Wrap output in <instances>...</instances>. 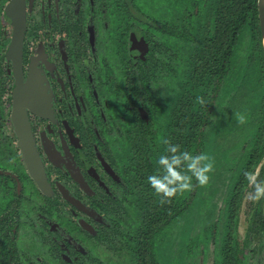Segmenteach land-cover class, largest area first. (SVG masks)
I'll return each mask as SVG.
<instances>
[{
    "label": "flooded vegetation",
    "instance_id": "1",
    "mask_svg": "<svg viewBox=\"0 0 264 264\" xmlns=\"http://www.w3.org/2000/svg\"><path fill=\"white\" fill-rule=\"evenodd\" d=\"M128 8V0H0V249L11 243L0 251V264L41 260L23 245L35 234L18 236V205L34 197L45 212H38L39 231L53 245V262L89 261L96 239L106 237L102 229L113 220L104 207L114 208L112 201L128 192L129 167L119 161L116 142L130 139L125 115L107 111V95L119 100L138 137L146 124L156 133L153 116L160 115L159 87L131 88L136 61H145L150 45L139 25L131 30ZM22 116L49 194L26 165L15 124Z\"/></svg>",
    "mask_w": 264,
    "mask_h": 264
},
{
    "label": "trees",
    "instance_id": "2",
    "mask_svg": "<svg viewBox=\"0 0 264 264\" xmlns=\"http://www.w3.org/2000/svg\"><path fill=\"white\" fill-rule=\"evenodd\" d=\"M163 1L164 6L154 3L157 11L151 15L147 8L145 11L141 8L140 12L128 8L131 30L136 31L134 25H139L140 36L150 45L145 61H136L139 64L133 68L136 73L131 88L139 89L141 85L149 93L150 86L159 84L162 100L170 97L171 102L166 108L169 125L163 127L161 114L157 117L160 139L167 138L189 151L207 152L214 158V171L209 173L206 185L193 180L190 190L161 202L160 196L146 182V176L156 169V158L164 153L166 145L155 137L158 131L152 132L149 124H146L148 130L144 137L136 134L141 141L142 149L138 148L142 155L141 159L136 157L130 162V169L139 172L131 192L136 189L133 194H137L141 188L148 196L145 200L136 197L139 213L134 221L139 235L143 233L146 239L134 249L143 245L147 253L146 258L127 259L128 264H161L152 251L154 241L169 222L193 204L197 198L194 194L203 195L206 190L211 196V208L206 216L219 217L226 226L231 203L237 200L234 201L237 205L239 199L235 191L240 192L245 184L244 172L252 170L260 160L257 158L264 155V54L257 0H172L175 1L173 6L168 0ZM128 3L130 5L129 0ZM171 16L178 20L179 26L174 25ZM245 30L250 32V43L245 55L239 56ZM132 61L130 59L131 64ZM123 62L126 65V61ZM240 86L246 94L237 97ZM182 97L189 102L188 108ZM234 111L246 114L247 122L238 124ZM169 130H175L173 137L169 138ZM134 144L133 139L129 140V147ZM205 198L203 195L198 200L204 202ZM222 227L218 246L211 252L209 232L210 235L201 240L200 253L206 251L212 255L213 264H243L238 258L237 240L230 246L223 244L222 238L228 232ZM8 244L11 243H3L2 247L7 249ZM194 253H197L195 249L185 256ZM183 257L181 261L185 262Z\"/></svg>",
    "mask_w": 264,
    "mask_h": 264
},
{
    "label": "rangeland",
    "instance_id": "3",
    "mask_svg": "<svg viewBox=\"0 0 264 264\" xmlns=\"http://www.w3.org/2000/svg\"><path fill=\"white\" fill-rule=\"evenodd\" d=\"M157 2L161 3L162 6H164L163 0H131L129 6L132 12L138 11L141 8L145 11V9L147 8L150 10L149 13L151 15L152 12L154 14V12L157 11L156 6L154 5V3ZM168 2H170V5L173 6V3L175 1L172 2V0H168ZM166 5L170 6L167 3ZM145 15L146 14H144V16ZM171 17L174 25L176 26L178 24L179 26L178 20L173 16ZM249 43L250 32L245 30L244 38L240 45L239 56L245 55ZM107 55L108 59L111 62L116 61V55L111 56L110 53H107ZM247 74H250V70ZM160 81L157 83H160ZM120 83L121 82H118V84ZM158 86L159 84L157 85V88ZM241 88L242 86H240L239 91L236 93L237 97L244 96L246 94V90H243V88L241 90ZM119 89L120 93L124 96L127 102H133L134 98L132 94H130L127 89H125L124 91V86L122 84L120 85ZM151 90L155 93V87H151ZM160 95L157 97V94H155L154 96L156 98V102L157 98H159L157 104L158 110L161 112L160 119L163 127H167L169 125V119L167 117L168 115L166 113V108L171 106V102L169 100L170 97L162 100V98H160ZM182 100L184 102V106L188 108L189 102L187 101V99L184 100V97H182ZM107 101L110 103L108 104L107 110L109 111L110 115L113 117H117L118 115H125L123 117L124 128H127L130 124V139L126 138L125 136V138H123L121 141L116 142V145H119V150L116 147L119 161L123 160L129 167H127L128 192H124L123 197H119L116 199V201H112L114 208L110 203H107L104 207L103 212L108 214L107 219L111 221L113 220V222L109 223L110 226H108L107 228L102 229L104 235L106 234V237L100 238L98 240L96 239L93 253L91 255L92 260L90 259L89 261L83 262L82 264H128V261L130 259H133L134 256H137L139 259L146 258L145 253H147L143 245L137 248L138 250L134 249L136 245L140 246L142 239H146L143 238V233L139 235V231L137 228L138 226L135 224L134 220L136 214L139 213V205L136 197L143 198V200H145L147 199L148 192L141 190V188H139V192L137 194H133V191H135L136 189L132 190L131 192V188L134 184V181L136 180V176L139 175V172L135 171L132 168L130 169V162L131 159H134L136 157H138V159H141L140 157L142 154L138 148H141L142 146L141 141L135 135L136 131L135 133H133L132 125L130 123L131 119L129 115L124 112L122 105L119 103V100H117L115 96L108 94ZM163 102L166 106L164 104L162 106ZM160 119H157V117L155 118V116H153V121L156 123V130L157 127L160 126ZM249 121L250 120H248V122ZM172 131L169 130V138L173 137L174 135L175 130ZM157 133L158 134H155V137L160 141L161 139L159 131ZM128 139H133L135 144L128 147ZM135 140L138 141V144H136ZM257 159L260 160L257 162V164H255V167L252 169V171L258 173V179H264V155L261 158L258 157ZM2 164L11 166L12 163L5 161L2 162ZM118 165V168H120L122 164ZM217 176L218 175H216V177ZM251 191L252 185L248 184L247 180L245 181V184L243 185L240 192L238 191V189L237 191H235L238 194L237 197L239 196V199L237 205L234 202L237 200H234L231 203V207L229 210L230 217L227 215L226 226L223 224L224 222H221L222 220L219 219V217L210 218V216H206V211L210 210L211 208V204L209 203L211 201V196L206 193V190L202 193L204 196H206V198L203 199L204 202H202V199L198 200L200 199V196L202 198L203 195L194 194V198H197L194 199L193 204L188 207L185 212L182 213L178 218L169 222L161 230V232L159 233V237L155 239V245L152 250L155 254V258H157L161 262V264H213V260L211 257L212 255L206 254V251L204 253H200L199 245H201L202 243V238L208 237L210 235V232L212 235V243L210 242L212 252V249L218 246L219 237L221 235L220 231L221 229H223L222 226H224L226 227V231L228 233L224 235V237L222 238V242L225 246H230L235 239L237 240L239 249L238 258L240 261H242L243 264H264V198H261L258 201H252L248 199V195ZM202 203L204 204L203 206ZM23 204L24 205H18V215H16V218L19 222L18 236L26 235L30 232H33L35 234L34 236H28V238H26L27 243L25 242L26 244L24 243L23 245H26L29 248H35L34 252H37L41 256V260L38 264H59L53 262L50 259L49 247H52L53 245H49L51 244L50 241H48L47 238L44 237V234L39 231V228L42 227V223L39 219L38 212L40 211L43 214H45V212L41 211L42 209L40 208L38 198L34 197V199H32L31 201H23ZM46 214H48V212ZM52 218H55V216H53ZM32 238H34V240ZM191 238L193 239L191 240ZM35 240L37 243L35 242ZM47 244L49 246H47ZM19 247L22 248V244L17 247L18 253H20ZM193 249H195L197 253H194V255L192 256H185L187 252ZM29 257L32 258L31 255H29ZM181 257L185 258V262L181 261ZM214 264L216 263L214 262Z\"/></svg>",
    "mask_w": 264,
    "mask_h": 264
},
{
    "label": "clouds",
    "instance_id": "4",
    "mask_svg": "<svg viewBox=\"0 0 264 264\" xmlns=\"http://www.w3.org/2000/svg\"><path fill=\"white\" fill-rule=\"evenodd\" d=\"M261 44L264 45V38H261ZM233 115L238 124L247 122L246 114L234 111ZM161 140L166 145L164 153L156 158V169L146 176V182L160 196L161 202H167L178 192L190 190L193 180L200 185L208 183L209 173L214 171L213 157L203 151H189L167 138L161 137ZM244 177L252 185L248 199L264 198V179H258V173L252 170L245 171Z\"/></svg>",
    "mask_w": 264,
    "mask_h": 264
},
{
    "label": "water",
    "instance_id": "5",
    "mask_svg": "<svg viewBox=\"0 0 264 264\" xmlns=\"http://www.w3.org/2000/svg\"><path fill=\"white\" fill-rule=\"evenodd\" d=\"M257 9H258V19H259V25H260V31H261V38H264V0H257ZM262 48H263V54H264V45H262ZM15 124H16V127L20 129L19 131L17 129V131H18V135L20 138V146L23 151V156L25 158L26 165L31 171L32 176L35 178L40 188L46 194H49V185L47 184L46 181H44L42 177L41 163L37 156V153L35 152L33 148L32 141L30 140L31 139L30 130L26 122V119L23 116L19 117L17 120H15ZM73 203L78 205L76 201H73Z\"/></svg>",
    "mask_w": 264,
    "mask_h": 264
}]
</instances>
